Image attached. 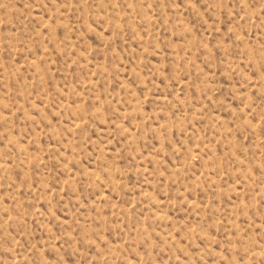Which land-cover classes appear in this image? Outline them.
Wrapping results in <instances>:
<instances>
[{
	"label": "rangeland",
	"instance_id": "obj_1",
	"mask_svg": "<svg viewBox=\"0 0 264 264\" xmlns=\"http://www.w3.org/2000/svg\"><path fill=\"white\" fill-rule=\"evenodd\" d=\"M0 264H264V0H0Z\"/></svg>",
	"mask_w": 264,
	"mask_h": 264
}]
</instances>
